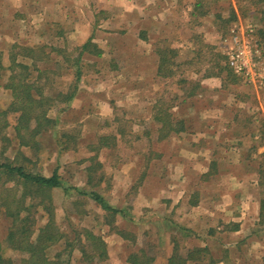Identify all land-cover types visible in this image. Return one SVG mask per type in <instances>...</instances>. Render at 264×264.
<instances>
[{
  "label": "rangeland",
  "instance_id": "1",
  "mask_svg": "<svg viewBox=\"0 0 264 264\" xmlns=\"http://www.w3.org/2000/svg\"><path fill=\"white\" fill-rule=\"evenodd\" d=\"M115 1H119L123 6L126 5L121 0H90V3L85 2V4L84 0H58V8L61 11H57L51 18L58 24L57 27L54 24L50 25L48 13V9L55 6L54 0H37L42 5L45 16L39 8L37 14L35 13L34 0H0V162L14 160L16 163L24 164L28 171L43 175H50L52 170L57 168L66 186L79 184L77 187H83V183L87 181L85 186L87 189L97 190L107 197L110 204L116 206L122 198L117 199L118 195L109 189L112 186L113 168H121L120 164H126L129 162L128 159L133 160L134 156H137V159L133 161L138 165L142 164L148 147H150L149 151L157 152L155 144L147 147L143 139L155 132L148 121L154 118L160 122L168 116L171 118L168 109L174 103L179 104L175 97L176 90L182 92L187 90L188 93L192 92L191 94L195 95L200 84L199 80L207 77L208 80L203 86L200 84L199 89H203V93L206 91L202 103L211 105L222 102L226 105L233 104L234 101L236 105L230 113L233 114L237 109L241 110L239 118L236 119L240 122L249 121L248 124L252 126L264 116V0H179L178 2L169 0V7L174 11L166 18L175 26L170 32H166V36L155 34L156 37L164 36L156 43V50H159L164 65L157 77L158 82L155 83L154 92L157 96L154 98L155 110L153 109L151 118H148V112L144 109L153 101L150 99L153 93L146 95L148 87L152 86H148L150 83L144 79L143 82L137 83L134 72L140 74L142 67L137 70L130 69L131 56L135 54L136 60L139 61L137 54L150 52V49L148 46L133 48L135 39L133 27L129 32L128 43L123 38V34L120 36L119 29L122 27L118 25L127 15H131L132 11L122 10L118 13ZM99 5L105 6V10L108 11L107 16L99 9ZM190 5L192 7L188 9ZM22 6L26 14L18 16ZM123 6H120V10ZM68 13L71 14V18L65 17ZM82 14L87 20H91L93 29L97 27L99 20H104L106 17L109 19L110 14H114L117 20L114 25L102 26L105 30L101 35H107V30L108 33L115 30L110 39L111 42L113 40L114 45L113 50L107 51L99 61L86 59L88 55L79 50L78 44L83 42L86 35V32L83 34L86 31L83 25H77L79 32L76 34H68L65 30L68 26L69 29L72 28L70 31L74 30L72 24L81 20ZM57 32L62 33L55 36ZM96 34L94 29L90 37L99 42ZM235 36L241 41L248 39L255 52L258 66L255 69L256 75L252 76L253 80L244 74H227L224 71L226 68L230 69L222 51L235 48ZM179 43L184 46L178 45ZM129 44L131 45L126 47ZM30 45H37L38 49L30 53L32 59L26 57L27 52L24 51L30 49ZM11 56H15L16 62H24L29 66L30 70L24 81L32 84L35 89L42 90L43 105L40 110L46 112L47 116L55 121L53 126L47 127L34 137L36 143H32L31 147L20 144L16 136L15 126L18 124L20 112L12 110L11 91L5 87L11 73L8 68ZM41 58H45L44 62H38ZM222 67L226 68L220 72ZM39 68L42 71H39ZM77 72L79 77H76ZM141 77L143 78V75ZM78 90L81 92L80 97L75 96L76 99L74 100L73 97L71 101L69 96L72 93L76 94ZM145 98H149L148 104ZM228 98H231L232 102L226 101ZM192 101L193 104L200 103L198 100ZM184 105L181 102V106ZM134 109L138 110L136 115L132 111ZM208 117L210 116L206 118ZM117 118L119 119L117 124L123 125L118 128L115 126ZM29 125L33 127L35 121L31 119ZM251 130L256 131L253 127ZM260 132L264 138L263 127H260ZM157 133L160 136L159 131ZM102 135H108L107 151L102 150L103 145L100 144L99 138ZM114 155L118 158L109 160ZM24 158L30 161L27 159L25 161ZM85 166H88L86 169L93 171L90 173L86 170L85 174L83 169ZM138 180L134 183L135 186L138 185ZM2 183L1 181L0 187L4 184L5 187L12 186V183ZM150 187L154 191L152 203L148 207L133 204L131 208L132 204L128 206L131 201H123L122 206L126 205L128 208H124L126 213L122 218L101 210L88 196H78L74 191L71 192L73 195H68L60 188L53 189L52 213L58 228L64 233L65 241L49 248V256L63 251L64 258L68 256L72 264H121L122 257L111 259L108 256L102 260L96 254L91 255L94 253L91 250L92 245L84 233L82 234V229L87 228L97 234L103 224L106 225L105 228H109L107 234L117 232L122 238L126 236L125 231L120 232V228L123 230L126 227L122 223L125 222V218L142 214L147 216L146 213L150 212L148 214L153 221L160 220L161 216H164L165 210L163 212L162 209L164 204L157 199L159 190L156 182L152 181ZM26 202L30 203V199ZM158 203L162 204L156 207ZM35 218L36 227L46 223L47 215L41 206L36 207ZM11 224L12 219L0 206V242L5 254L18 261L22 253L6 247L5 242ZM156 227L158 229L160 224ZM81 238L84 241H81ZM105 239L111 242L106 236ZM143 243L144 236L143 238L139 236L138 245ZM81 245L87 248L85 252L90 253V257L82 256ZM257 248L252 247L251 254L254 256L251 260H254V263L264 264V257L257 259L260 256L256 255ZM250 249L244 247L246 251Z\"/></svg>",
  "mask_w": 264,
  "mask_h": 264
},
{
  "label": "crops",
  "instance_id": "2",
  "mask_svg": "<svg viewBox=\"0 0 264 264\" xmlns=\"http://www.w3.org/2000/svg\"><path fill=\"white\" fill-rule=\"evenodd\" d=\"M54 1L55 6L48 9L50 25L53 26L52 24H54L59 27L51 20L57 11H61L58 8V0ZM121 1H124L126 5L123 6L119 1H115L118 13L124 10L132 11V14L120 21L121 23L118 25L122 27L119 29L121 30L120 36L123 34V38L128 43L129 32L133 27V31H135L133 48L148 46L150 49V52L137 54L139 61L136 60L137 56L133 54L130 69L137 70L142 67L140 74L134 72L137 83L146 80L147 83H150L148 86H152L151 88L148 87L146 95L148 96L150 92L153 93L150 98L153 101L144 109L148 112V118H151L155 110L154 98L157 96L154 92L155 83L158 82L156 81L157 77L164 65V60L159 56V50H156V43L160 37L166 36V32H170L175 26L170 24L166 18L174 9L169 7V0H162V2L160 0L157 2H153V0ZM175 1L178 2L179 0ZM34 2H36L35 13L37 14L39 8L45 16L40 2L37 0ZM85 2L90 3V0H84V4ZM24 6L19 10L20 14L16 13L18 16H25ZM120 6H123V9L120 10ZM191 7L190 5L188 9ZM99 9L107 16L108 11L105 10V6L99 5ZM65 17L71 18V14L68 13ZM82 17L77 23L74 22L75 26L72 24V27H75L74 30L70 31L72 28L69 29V26L65 30L68 34H76L79 32L77 25H83L86 29L83 34L86 32V35L83 42L78 44L79 50L82 51L84 44L90 43L87 50L82 52L88 55L86 59H98L99 61L107 54V51L113 50L114 45L113 40L111 42L110 39H112V32L115 30L109 31V33L107 30V35H101L105 30L102 26L114 25L117 20L114 14H110L109 19L106 17L97 22V27L94 29L99 37L98 42L90 37L94 30L91 27V20H87L83 14ZM60 29L64 28L60 27ZM61 33L57 32L55 36ZM156 33L164 34V36L158 35L156 37ZM180 39L182 38L180 37ZM244 41L246 39L240 43ZM178 45L184 46L181 43ZM29 48L38 50L37 45H30ZM222 53L226 63H228V51H222ZM253 58L256 61L255 53ZM44 60L45 58H42L38 62H44ZM110 70L113 69L110 68ZM231 70L233 69L231 68ZM121 71L123 72V70ZM78 74L76 73V75ZM250 79L253 80L254 78L251 77ZM206 80H208L207 77L199 80L201 86ZM185 82L187 83V80ZM200 84L195 95L191 94L192 92L188 93L187 90L183 92L176 90L175 97H177L179 104L174 103L168 109L171 118L168 116L166 119H161L160 122L154 118V121H148L154 127L155 132L153 131L143 139H145L147 147L150 144H155L157 152L149 151L150 147H148L142 164L135 163L133 160H136L137 156H134L133 160L128 159L129 162L126 164H120L121 168L112 169V186L109 189L118 195L117 199L122 198L118 205L110 204L107 197L97 190L87 189L85 187L87 181L83 183V187H77L79 184L66 186L62 181L69 188L68 193L63 191L65 194L73 195L71 192L74 191L78 196H83L77 191L96 192L111 208L118 211L105 210L91 197L86 196L91 198L101 210L109 214L119 215L121 218L125 217L124 208H128L130 204L133 208V204L148 207L152 203L154 191L150 185L152 181L156 182V187L159 190L157 199L163 202V212L165 210L164 216H161L160 220L153 221L148 214L150 212L146 213L147 216L142 214L137 217L125 218V222L122 223L126 227L123 230L120 228V232L125 231L126 236L122 238L117 232L107 234L109 228H105L106 225L103 224H101L97 234L86 228L92 235L99 236L104 241L107 257L109 256L111 259L122 257L120 259L121 264H131L129 259H133L132 261L136 264H173L170 263V260L175 264H259L251 260L254 256L251 254L252 247H258L256 250V255H260L257 257L258 260L264 257V222L260 223L259 217L262 190L259 186V177L261 160L264 157V138L261 136L260 127L264 128V116H261L255 126L248 124L249 121L240 122L236 118H239L238 115L241 114V110L237 109L234 110L233 114L230 113V110L236 105L234 101L233 104L226 105L222 102L211 105L202 103L206 91L203 93V89L199 90ZM78 91H76L77 95L72 93L69 96L71 101L75 96L80 97L81 92ZM145 99H147L148 104L149 98ZM196 100L200 101V103H196L199 104L198 106L191 103V101L196 102ZM226 101L232 102L231 98ZM181 102L185 105L181 106ZM136 110H132L135 115ZM207 116L210 117L206 118ZM117 120L119 122L118 118L115 119V126L117 128L123 126L117 124ZM252 127L256 130L255 132L251 130ZM107 136L102 135L99 138L104 151H107ZM117 158L114 155L109 160ZM88 166L83 168L85 174L86 170L90 173L93 171L86 169ZM53 171L58 173L57 168H54ZM139 178L140 180H138ZM137 180L139 182L135 186L134 183ZM130 195H132L131 198H129ZM123 201L131 202L128 203V206H122L121 202ZM160 204L162 203H158L156 207ZM141 206H136V208L145 209ZM146 217L147 219H145ZM158 224L160 227L156 229ZM118 225L120 226L121 223ZM113 228L115 227L113 226ZM83 230L82 234L84 233ZM105 236L111 241L110 243L107 242ZM139 236L142 238L144 236L142 245H138ZM81 241L84 240L81 238ZM244 247L251 249L246 251ZM245 256L248 257L244 258Z\"/></svg>",
  "mask_w": 264,
  "mask_h": 264
},
{
  "label": "trees",
  "instance_id": "3",
  "mask_svg": "<svg viewBox=\"0 0 264 264\" xmlns=\"http://www.w3.org/2000/svg\"><path fill=\"white\" fill-rule=\"evenodd\" d=\"M88 45L87 43L84 44L82 51L87 50ZM24 51L27 52L26 57L33 58L30 53L35 52V49H24ZM228 67L230 70L222 67L220 72H223L226 68L224 70L226 71L225 73H233L235 75L231 67L229 65ZM8 68L11 73L8 76L9 80L5 87L11 91L13 99L12 110H19L20 112L18 124L15 126L16 136L20 144L31 147L32 143H36L34 137L47 127L53 126L55 121L48 117L46 112L40 110L41 105H43L42 90L39 88L35 89L32 84L24 81L29 73V66L24 62H16L15 56H11ZM31 119L35 121L33 127L29 125ZM26 159L24 158L25 161ZM27 160L30 161L29 159ZM261 161L259 186L262 190L259 217L260 223H263L264 157H262ZM1 181L3 183H12V186L5 187L4 184L0 187V206L4 213L12 219V224L6 236V247L22 253V255L18 261L13 257L7 256L0 242V264H72L68 256L64 258L63 251L57 252L53 256L48 254L49 248L65 241V238H63L64 233L58 228L52 213L51 191L55 188H62L65 193H68L69 190L63 184L60 175L56 171H53L49 176L34 174L28 171L24 164L8 160L0 162V183ZM77 192L83 196L88 195L105 210L118 211L111 208L96 192L81 190ZM27 199H30V203L26 202ZM38 206H41L47 215L46 223L40 227H36L35 218L36 207ZM83 231L85 236H87L86 238L89 239L90 245H92L91 250L94 253L91 255L96 254L100 259L105 260L107 251L104 241L99 236L92 235L87 229ZM80 250L82 256L90 257V253L87 254L85 252L87 250L85 246L81 245ZM132 260L129 259L130 263L136 264ZM170 263L175 264L172 260H170Z\"/></svg>",
  "mask_w": 264,
  "mask_h": 264
},
{
  "label": "built area",
  "instance_id": "4",
  "mask_svg": "<svg viewBox=\"0 0 264 264\" xmlns=\"http://www.w3.org/2000/svg\"><path fill=\"white\" fill-rule=\"evenodd\" d=\"M234 42L236 43L235 48H232L227 53L229 66L236 74H244L250 78L252 76L254 77L256 75L255 69L257 68L258 63L254 61L253 55L255 52L250 47L249 40L246 39V41L240 43L238 38L234 37Z\"/></svg>",
  "mask_w": 264,
  "mask_h": 264
}]
</instances>
